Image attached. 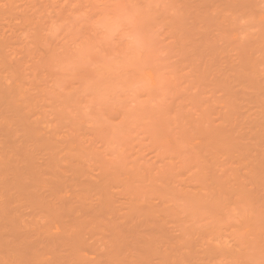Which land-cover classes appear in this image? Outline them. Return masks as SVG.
Instances as JSON below:
<instances>
[{
	"label": "rangeland",
	"instance_id": "rangeland-1",
	"mask_svg": "<svg viewBox=\"0 0 264 264\" xmlns=\"http://www.w3.org/2000/svg\"><path fill=\"white\" fill-rule=\"evenodd\" d=\"M0 155V264H264V0H0Z\"/></svg>",
	"mask_w": 264,
	"mask_h": 264
},
{
	"label": "bare ground",
	"instance_id": "bare-ground-1",
	"mask_svg": "<svg viewBox=\"0 0 264 264\" xmlns=\"http://www.w3.org/2000/svg\"><path fill=\"white\" fill-rule=\"evenodd\" d=\"M24 117H25V115H24ZM31 146H32V145H31ZM39 146H40V145H39ZM32 147H33V146H32ZM27 148H28V147H27ZM29 148H31V147L29 146ZM41 148H42V147H41ZM20 150H21V148H20ZM35 150H36V149H35ZM37 150H38V149H37ZM10 151H11V150H10ZM10 151H9V152H10ZM15 151H17V149H16ZM29 151H30V150H29ZM31 151H32V150H31ZM31 151H30V152H31ZM2 152H3V151H2ZM21 152H22V151H21ZM17 153H18V151H17ZM22 153H24V152H22ZM28 153H29V152H28ZM31 153H32V152H31ZM33 153H34V152H33ZM33 153H32V154H33ZM35 153H37V152H35ZM1 154H2V153H1ZM9 154H14V152L12 153V151H11ZM18 154H19V153H18ZM25 154H27V153L25 152ZM3 155H4V154H3ZM3 155H2V156H3ZM15 155H16V154H15ZM33 155H34V154H33ZM0 156H1V155H0ZM4 156H5V155H4ZM7 156H8V155H6V158H7ZM18 156H19V155H18ZM22 156H23V155H22ZM22 156H20V157H22ZM28 156H29V155H28ZM28 156H26V157H28ZM11 157H12V156H11ZM15 157H17V156H15ZM15 157H14V158H15ZM26 157H24L25 160H27ZM35 157H36V156H35ZM2 158H3V157H2ZM47 158H48V157H47ZM3 159H4V158H3ZM11 159H13V158H11ZM5 160H6V159H5ZM22 160L24 161V159H22ZM3 161H4V160H3ZM14 161H15V159H14ZM34 161H35V160H34ZM46 161H47V160H46ZM48 161H49V160H48ZM48 161H47V162H48ZM0 162H1V160H0ZM4 162H5V161H4ZM25 162H26V161H25ZM29 162H30V161H29ZM18 163H19V162H18ZM30 163H31V162H30ZM30 163H29V164H30ZM34 163H35V162H34ZM6 164H7V163H6ZM21 164H22V163H21ZM21 164H20V166H21ZM37 164H38V163H36V165H37ZM22 165H23V164H22ZM36 165H35V166H36ZM0 166H2V165L0 164ZM4 166H5V165H4ZM16 166H17V165H16ZM5 167H6V166H5ZM7 167H8V166H7ZM13 167H14V166H13ZM25 167L27 168L28 165L25 166ZM1 168H2V167H1ZM21 168H22V166H21ZM37 168H38V167H37ZM37 168H35V169H37ZM7 169H8V168H7ZM7 169H6V170H7ZM10 169H11V168H10ZM8 170H9V169H8ZM22 170H23V172H24V169H22ZM22 170H21V171H22ZM37 170H40V169H37ZM11 171H12V170H11ZM21 171H20V173H21ZM26 171H27V170H26ZM42 171H43V170H42ZM45 172H46V171H45ZM24 173H25V172H24ZM28 173L31 174V172H28ZM40 173H41V172H40ZM43 173H44V172H43ZM7 174H8V173H7ZM7 174H6V175H7ZM10 174H11V173H10ZM19 175H20V174H19ZM22 175H23V174H22ZM27 175H28V174H27ZM36 175H37V174H36ZM36 175H35V176H36ZM42 175H43V174H42ZM44 175H45V174H44ZM30 177H31V176H30ZM36 177H37V176H36ZM39 177H40V175H39ZM42 177H43V176H42ZM44 177H45V176H44ZM47 177H50V176L47 175ZM52 177H53V174H52ZM23 178H24V176H23ZM23 178H22V179H23ZM32 178H33V177H32ZM12 179H13V178H12ZM28 179H29V178H27V180H28ZM30 179H31V178H30ZM39 179H40V178H39ZM41 179H42V178H41ZM43 179H44V178H43ZM47 179H48V178H47ZM49 179H50V178H49ZM51 179H54V177L51 178ZM18 180H19V179H18ZM14 181H15V180H14ZM20 181H21V180H20ZM24 181H25V180H24ZM31 181H32V179H31ZM18 182H19V181H18ZM26 182H27V181H26ZM26 182H24V183H26ZM24 183H23V185H24ZM20 184H21V182H20ZM30 184H31V183H30ZM32 184H33V183H32ZM28 185H29V184H28ZM18 186H19V185H18ZM4 208L6 209V207H4ZM1 209H2V207H1ZM4 211H5V210H4ZM0 212H1V211H0Z\"/></svg>",
	"mask_w": 264,
	"mask_h": 264
}]
</instances>
